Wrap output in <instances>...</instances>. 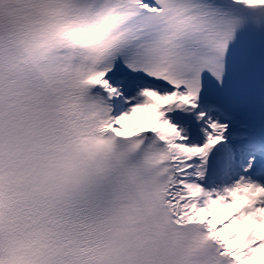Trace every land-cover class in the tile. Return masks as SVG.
<instances>
[{"label":"snow or ice","instance_id":"obj_1","mask_svg":"<svg viewBox=\"0 0 264 264\" xmlns=\"http://www.w3.org/2000/svg\"><path fill=\"white\" fill-rule=\"evenodd\" d=\"M0 264H264V0H0Z\"/></svg>","mask_w":264,"mask_h":264},{"label":"rangeland","instance_id":"obj_2","mask_svg":"<svg viewBox=\"0 0 264 264\" xmlns=\"http://www.w3.org/2000/svg\"><path fill=\"white\" fill-rule=\"evenodd\" d=\"M225 211H226V214H227V212L231 211V209H227V210H225Z\"/></svg>","mask_w":264,"mask_h":264}]
</instances>
